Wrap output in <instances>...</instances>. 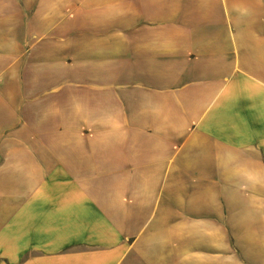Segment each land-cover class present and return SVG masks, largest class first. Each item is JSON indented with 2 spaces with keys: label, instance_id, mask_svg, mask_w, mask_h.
<instances>
[{
  "label": "crops",
  "instance_id": "obj_1",
  "mask_svg": "<svg viewBox=\"0 0 264 264\" xmlns=\"http://www.w3.org/2000/svg\"><path fill=\"white\" fill-rule=\"evenodd\" d=\"M0 264H264V0H0Z\"/></svg>",
  "mask_w": 264,
  "mask_h": 264
}]
</instances>
